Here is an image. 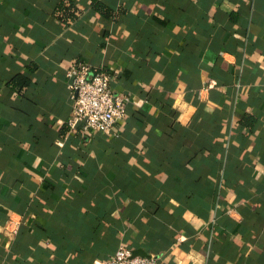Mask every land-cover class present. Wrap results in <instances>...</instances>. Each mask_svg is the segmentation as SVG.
<instances>
[{"label": "crops", "instance_id": "0c3cea01", "mask_svg": "<svg viewBox=\"0 0 264 264\" xmlns=\"http://www.w3.org/2000/svg\"><path fill=\"white\" fill-rule=\"evenodd\" d=\"M65 1L0 0V264H264V0ZM79 61L111 132L66 123Z\"/></svg>", "mask_w": 264, "mask_h": 264}, {"label": "built area", "instance_id": "2783aa9c", "mask_svg": "<svg viewBox=\"0 0 264 264\" xmlns=\"http://www.w3.org/2000/svg\"><path fill=\"white\" fill-rule=\"evenodd\" d=\"M71 91L72 108L66 121L71 129L83 133L111 132L127 113L130 98L117 93L111 86V74L84 62L72 63L66 71ZM62 145L61 141L57 142ZM101 264H161L155 254L137 255L120 245L110 258Z\"/></svg>", "mask_w": 264, "mask_h": 264}, {"label": "trees", "instance_id": "16d2710c", "mask_svg": "<svg viewBox=\"0 0 264 264\" xmlns=\"http://www.w3.org/2000/svg\"><path fill=\"white\" fill-rule=\"evenodd\" d=\"M94 6H95L94 7L95 10L102 13L105 16V18L107 17L109 18V16L112 14V10L110 11L101 3H96ZM75 11H76L75 6L73 5L72 2L61 0V2L57 4L54 10V15L61 22L69 23V21L75 17ZM28 85H29L28 78L20 74L15 75L8 82L9 88L19 93H22Z\"/></svg>", "mask_w": 264, "mask_h": 264}]
</instances>
